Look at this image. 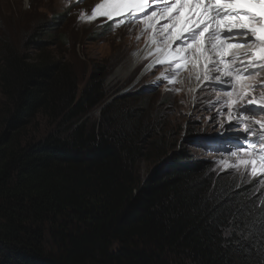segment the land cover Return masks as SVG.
Segmentation results:
<instances>
[{
    "label": "trees",
    "instance_id": "obj_1",
    "mask_svg": "<svg viewBox=\"0 0 264 264\" xmlns=\"http://www.w3.org/2000/svg\"><path fill=\"white\" fill-rule=\"evenodd\" d=\"M45 17L25 53L0 39V264H264V190L178 150L152 86L81 81Z\"/></svg>",
    "mask_w": 264,
    "mask_h": 264
},
{
    "label": "rangeland",
    "instance_id": "obj_2",
    "mask_svg": "<svg viewBox=\"0 0 264 264\" xmlns=\"http://www.w3.org/2000/svg\"><path fill=\"white\" fill-rule=\"evenodd\" d=\"M101 1L0 0V39L6 38L12 48L25 53L26 36L37 29L43 32V28L37 25V20L48 16L51 23L48 34L54 37L45 35V38L54 41L47 50L55 57L59 56L69 61L77 69L81 81H85L98 64L110 70L106 79L109 96L126 95L152 85L151 92L142 91L141 94L150 96L151 104L156 108L164 106L166 102L170 103L167 104V109L164 106V124L170 125L168 130L172 137H178V150L187 149L192 159L196 161L208 159L218 172L230 173L232 176H229L232 178L264 190V174L258 169L257 174L253 175L251 165L240 163L249 157L245 156L244 152L239 157L238 154H232L242 144L251 143L236 142L234 138H229L235 133L249 135L253 142V158L258 159L264 155V110L260 108L264 102V87L251 91L245 83L239 81L240 88L232 91V98H229L225 91L218 90L217 85L208 92L204 89L194 92L197 88L193 89V72L183 84L159 83L157 87L156 83L161 79L162 73L163 79L171 74L170 66H156L154 61V56L158 55L157 47L163 48L165 44L160 26L157 25L159 27L157 29L146 28L144 13H141V17L135 13L134 16L137 18L130 14L121 18L113 17L115 19L109 28L106 23L108 19L105 17L88 19L95 6L103 2ZM145 12L150 15L152 9ZM53 20L56 23H53ZM42 25H45V22ZM155 38L157 42L152 49L153 52L149 53L147 58L144 59L146 55L142 58L144 63H140L142 59L135 62V54ZM149 63L155 65L143 74L142 68ZM148 68L149 66L146 70ZM260 79L264 80V77ZM197 81L200 82V79ZM242 89L246 94L240 98L238 93ZM249 100L255 103L249 104ZM232 101L234 103L229 109L228 105ZM245 107L248 110L242 111ZM100 108L101 106L91 111L90 115L94 120L99 121ZM237 122L243 123L244 127L251 131L245 133L241 125L229 126L237 125ZM38 127L39 132L34 129L37 136L48 134V131L53 129L41 118L38 119ZM252 132L254 136L251 137ZM225 138L229 141V147L228 144L225 145ZM233 141L236 142L234 149L230 145ZM224 145L228 147L229 154H224ZM230 156L234 159L232 163ZM136 167L141 176L147 177L155 164L142 157L136 163ZM116 246L114 243L113 247Z\"/></svg>",
    "mask_w": 264,
    "mask_h": 264
},
{
    "label": "snow or ice",
    "instance_id": "obj_3",
    "mask_svg": "<svg viewBox=\"0 0 264 264\" xmlns=\"http://www.w3.org/2000/svg\"><path fill=\"white\" fill-rule=\"evenodd\" d=\"M146 5L147 0H103L95 6L88 19L105 17L112 20L113 17H121L126 12L137 18L134 16L135 13H144L145 27L155 28L159 25L165 37V46L156 49L161 55L156 64H174L175 72L185 69L189 63L193 69L202 66L205 81L210 79V70L217 73L215 79L220 80L218 75L220 69L215 67L216 63L223 64L225 77L232 75L233 68L237 73L243 71L247 74L249 68L245 67V64L252 66L257 62L264 63V0H171V4L164 7L159 17L156 11H152L150 15L146 13ZM161 20L166 22L161 24ZM234 40L245 44L251 40L253 43L247 51H230L241 47L240 43L231 42ZM156 42L153 39V43ZM173 42H179L175 48ZM207 53H214L219 60ZM226 57L234 63L230 65L225 62ZM247 57L251 59H242ZM161 75L163 78L164 74ZM197 78H200L199 72ZM234 79L239 82L241 77L237 75ZM162 82H165L164 79L158 81L156 86L158 87ZM245 94L243 89L238 93L240 98ZM226 95L232 98L233 92L227 91ZM232 103L234 101L229 103V109ZM253 103L255 101L249 100V104ZM260 108L264 110V102L261 103ZM247 110L246 107L242 109V111ZM229 119L231 120V116ZM249 131V128H244L245 133ZM241 147L244 149V155L249 159L241 160L240 163L251 165L253 175L257 174L258 169L264 174V155L259 156L258 159L253 158V152L248 147Z\"/></svg>",
    "mask_w": 264,
    "mask_h": 264
},
{
    "label": "clouds",
    "instance_id": "obj_4",
    "mask_svg": "<svg viewBox=\"0 0 264 264\" xmlns=\"http://www.w3.org/2000/svg\"><path fill=\"white\" fill-rule=\"evenodd\" d=\"M223 39L224 38L222 37V40ZM231 42L232 43H240L241 47L239 49H230V51H237V52L247 51V50H249L248 47H250L252 45L250 43L245 44L242 41H235L234 40V41H231ZM207 54H210V55L215 57L214 53H207ZM215 58H217L219 60V57H215ZM242 59H246L247 60V59H251V57L242 58ZM143 60L144 59H142L140 61V63H144V62H142ZM225 62L229 63L230 65L234 63L233 60L228 59L227 57L225 58ZM147 66H150V63L145 65L142 68L143 74H144L145 71H149V68H148V70H146ZM163 67H166V66H163ZM245 67H248V68L255 67L256 68V69H254L255 73H253L252 75L249 76L248 74L243 73V71H240L239 73H237L236 69L233 68L232 69V76L228 77L229 79L227 78L226 80H221L220 79L219 81L218 80L210 81L207 84L203 83V84L199 85V87L194 92H199V91H201V89H204L205 91L208 92V91H211L213 88H215V85H217V89L218 90H222V91H225V92L238 90V88H240V86L238 85L237 80L234 79L237 75H239L241 77V79L239 81L245 83V85L248 88H250L251 91H256V90L264 87V80L260 79L261 77H264V63L257 62L255 65H252V66H249V65L245 64ZM195 70L196 69H193L191 64L189 63L188 66L185 69H182L179 72H175V65L171 64L170 69H169V71H171V74L167 75L165 77V79H164L165 82H162V83L168 85L169 84L168 81L172 80V82L170 83L171 85H174L176 83H178V85L183 84L184 81L189 77V75ZM161 79H163L162 76H161ZM161 79H159V81ZM229 85H231V86H229ZM150 86H152V85H150ZM238 125H241L242 128H245L243 123L237 122V126ZM250 131H251V129H250ZM251 134H252V135H250L251 137L254 136L253 132ZM229 138H234L236 140V142L237 141H241L242 143H244V142L250 143V141H251V145L242 144V146H244V147L253 146V142H252L251 138L249 137V135L246 136L245 134L235 133L233 137H229ZM236 142L233 141V142L230 143L232 149H234L236 147ZM226 144H228V147H229V141H227V139L225 138V145ZM225 145H224V148H225L224 154H229L228 151H227L228 147H226ZM249 150H251L253 152L254 148L250 147ZM243 152H244V149H243V147L240 146L238 148V150L235 152V154H238V157H239L241 155V153H243ZM230 158H231V156H230ZM233 161H234V159H232L230 161V163H232ZM226 174L232 176V174H230V173H226Z\"/></svg>",
    "mask_w": 264,
    "mask_h": 264
},
{
    "label": "bare ground",
    "instance_id": "obj_5",
    "mask_svg": "<svg viewBox=\"0 0 264 264\" xmlns=\"http://www.w3.org/2000/svg\"><path fill=\"white\" fill-rule=\"evenodd\" d=\"M127 13V12H126ZM127 15V14H126ZM161 24L165 23L164 20L160 21ZM158 27V26H157ZM157 27H155V29H157ZM159 28V27H158ZM155 36V33L153 34V37ZM156 40V38H155ZM155 43H153V40H150V42L140 51L137 52V54H135V62L142 59L145 55H148L149 53H151V50L154 48ZM165 46V44H163V47ZM161 47V46H160ZM175 47V46H173ZM158 48V47H157ZM160 56V53H158L157 57ZM216 60H218L217 58H215ZM157 61V60H156ZM215 67L220 69V72L218 73L219 77L221 80H226L228 77H225L224 75V71H223V64L220 63H216ZM147 68V67H146ZM121 71V70H120ZM197 72H199L200 75V82H198V78H197ZM122 73V72H120ZM194 75V80L192 81L193 83V89L195 90L196 88L199 87L200 84L205 83L207 81H205L203 79V74H204V68L201 66L199 69H196L195 71H193L192 73ZM217 75V73H215L214 71L210 70L209 71V76L210 79L208 81H215V76ZM232 76V75H231ZM230 76V77H231ZM229 79V78H228Z\"/></svg>",
    "mask_w": 264,
    "mask_h": 264
}]
</instances>
